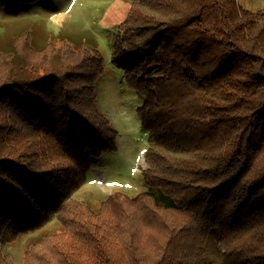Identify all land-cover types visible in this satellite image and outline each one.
<instances>
[{
	"label": "trees",
	"instance_id": "1",
	"mask_svg": "<svg viewBox=\"0 0 264 264\" xmlns=\"http://www.w3.org/2000/svg\"><path fill=\"white\" fill-rule=\"evenodd\" d=\"M130 1L113 61L143 98L146 188L110 194L97 211L71 198L90 159L115 149L116 130L97 107L96 49L65 45L41 64L9 53L0 74V264H11L2 249L11 226L26 233L53 215L63 231L22 264H131L124 254L137 247L123 237L144 198L184 214L157 264H264V10L237 0ZM211 232L219 253L208 259Z\"/></svg>",
	"mask_w": 264,
	"mask_h": 264
},
{
	"label": "rangeland",
	"instance_id": "2",
	"mask_svg": "<svg viewBox=\"0 0 264 264\" xmlns=\"http://www.w3.org/2000/svg\"><path fill=\"white\" fill-rule=\"evenodd\" d=\"M237 2L249 10H264V0ZM132 5L130 0H0V49L6 52L0 58V74L9 68L8 54L13 52L37 64L44 63L42 59L49 54L59 53L63 46V52L67 50L66 46L94 48L101 57L102 73L95 84V94L98 110L107 116L116 130L115 149L90 159L84 184L71 196L93 211H97L100 202L110 194L118 191L134 196L146 188L143 173L149 138L137 113L143 98L127 87L122 68L113 61L115 39L121 34L122 24L128 21ZM135 15L138 14L134 12ZM143 200L144 205L130 213L132 236L127 232L123 237L125 241L130 237L137 249L134 254L128 252L124 256L131 264L144 259L149 264H157L167 237L175 235L184 214L154 208L147 198ZM232 200L229 202L234 208L240 201ZM246 224L248 226L247 221ZM15 229L11 226L6 231L7 243L2 249L11 264H22L30 249L42 248L46 252L50 243L45 238L63 231V225L62 220L53 215L35 230L14 235ZM179 239L185 246L192 244L186 234ZM217 249V239L211 232L206 243L207 258H216ZM50 258L46 255V259ZM221 264H233V261Z\"/></svg>",
	"mask_w": 264,
	"mask_h": 264
}]
</instances>
